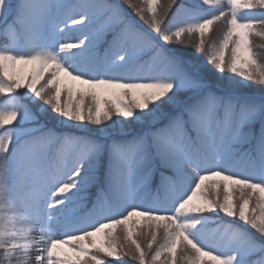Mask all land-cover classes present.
Masks as SVG:
<instances>
[{
	"label": "snow or ice",
	"instance_id": "snow-or-ice-1",
	"mask_svg": "<svg viewBox=\"0 0 264 264\" xmlns=\"http://www.w3.org/2000/svg\"><path fill=\"white\" fill-rule=\"evenodd\" d=\"M257 37L264 0H0V264H264Z\"/></svg>",
	"mask_w": 264,
	"mask_h": 264
},
{
	"label": "trees",
	"instance_id": "trees-1",
	"mask_svg": "<svg viewBox=\"0 0 264 264\" xmlns=\"http://www.w3.org/2000/svg\"><path fill=\"white\" fill-rule=\"evenodd\" d=\"M107 2H109V3H119V0H107ZM180 2L181 3H186V2H190V0H180ZM104 17L105 16L103 14L98 15L97 18L94 19L93 23L89 27L93 26L94 23H96V21L103 20ZM97 30H101V29L100 28H95V30H88V31L92 32V31H97ZM114 34L115 33L111 29L107 30L106 32L105 31H101V34H100V36H99V38L97 40V45H96L97 51L99 52V54H101V55L104 54L105 50L109 47L110 43L112 42ZM220 34L221 33H220L219 30L215 33V35H220ZM77 35H78V33L73 31L72 33L69 34L68 39L69 40L74 39ZM256 42H257V45H259L261 43H264V41H262L259 37L256 38ZM257 52H258V54H264V48L257 47ZM145 59H147V58L145 57ZM256 94L259 95V91L258 90L256 91ZM49 126L51 127L52 125L49 124ZM117 127H119V125H117ZM69 130L75 131V133L78 134V135L81 134L78 130H72V129H69ZM128 130L132 131L133 128L130 126ZM155 179H156V182L158 183L159 182V175H157ZM89 191L91 193L92 198L94 199L95 195H96L95 187L90 188ZM223 218L225 220H227L226 217H223ZM215 227H216L215 224H211L209 226V231L212 228H215ZM107 259L109 260V264H118L117 261H115V260H113L111 258H107ZM127 264H132V262L130 260H128Z\"/></svg>",
	"mask_w": 264,
	"mask_h": 264
},
{
	"label": "rangeland",
	"instance_id": "rangeland-1",
	"mask_svg": "<svg viewBox=\"0 0 264 264\" xmlns=\"http://www.w3.org/2000/svg\"><path fill=\"white\" fill-rule=\"evenodd\" d=\"M101 15V14H100ZM107 21V17H104L103 20H100V21H96V23H94L93 26L89 27L88 29H85V31H88V30H95V28H100L101 30L103 29V26L105 25ZM209 234L210 235H214L211 233V231H209Z\"/></svg>",
	"mask_w": 264,
	"mask_h": 264
}]
</instances>
